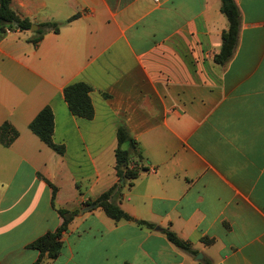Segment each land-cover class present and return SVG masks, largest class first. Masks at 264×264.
I'll use <instances>...</instances> for the list:
<instances>
[{
  "label": "crops",
  "instance_id": "obj_1",
  "mask_svg": "<svg viewBox=\"0 0 264 264\" xmlns=\"http://www.w3.org/2000/svg\"><path fill=\"white\" fill-rule=\"evenodd\" d=\"M235 2L238 44L220 64L222 0L12 1L37 30H60L0 37V128L19 132L0 140V264H36L29 244L62 225L60 208L78 213L42 264H264V0ZM79 81L92 119L65 100ZM47 105L64 154L30 129ZM119 125L143 155L132 186L117 174ZM116 183V202L154 229L93 204Z\"/></svg>",
  "mask_w": 264,
  "mask_h": 264
},
{
  "label": "trees",
  "instance_id": "obj_2",
  "mask_svg": "<svg viewBox=\"0 0 264 264\" xmlns=\"http://www.w3.org/2000/svg\"><path fill=\"white\" fill-rule=\"evenodd\" d=\"M13 0H0V37L6 35L9 28L12 31L31 30L33 23L27 18L20 17L12 7ZM222 12L229 20V28L222 34V46L220 52L215 56V61L223 64L231 59L238 44L241 14L235 0H222ZM77 15L73 16V18ZM15 22H18L15 25ZM52 29L56 32L60 30L58 24L53 22L44 23L41 28L35 31L32 41L37 44L43 38L44 34ZM92 87L83 81L72 83L65 87L64 96L71 112L87 119L95 116V107L91 99L90 92ZM30 129L37 134L48 146L59 154H64L66 147L54 140L55 115L50 105L45 106L30 123ZM19 135L18 130L9 122H5L0 128V140L5 146H9ZM118 146L116 148V169L119 178L125 180L129 186H132L140 172L145 170L142 162V152L139 149L138 142L130 134L125 125H119L117 129ZM53 187V198L56 195L57 187L49 180L45 179ZM124 185L114 184L110 189L99 196L93 204L102 207L108 216L120 221L122 219L136 221L140 226L154 229L156 225L146 220H137L131 214L126 212L119 203L116 202L117 196L123 193ZM63 217V223L56 230L48 231L38 237L29 247L39 251V258L36 264H42L45 258L55 259L61 253L63 248L64 232L68 229L70 222L77 215L78 211H69L67 209H58ZM163 232L167 238L177 247L195 253L190 242L181 238L175 231L167 228Z\"/></svg>",
  "mask_w": 264,
  "mask_h": 264
},
{
  "label": "water",
  "instance_id": "obj_3",
  "mask_svg": "<svg viewBox=\"0 0 264 264\" xmlns=\"http://www.w3.org/2000/svg\"><path fill=\"white\" fill-rule=\"evenodd\" d=\"M18 24V22H15V25H17ZM38 29V26L37 25H33L32 26V28H31V30L32 31H35V30H37ZM124 182V180H122V183ZM93 206H90V207H88L87 208V210H89L90 208H92Z\"/></svg>",
  "mask_w": 264,
  "mask_h": 264
},
{
  "label": "built area",
  "instance_id": "obj_4",
  "mask_svg": "<svg viewBox=\"0 0 264 264\" xmlns=\"http://www.w3.org/2000/svg\"><path fill=\"white\" fill-rule=\"evenodd\" d=\"M10 33H12V30L8 28V29L6 30V34H10ZM150 171H151V172H155V168H151Z\"/></svg>",
  "mask_w": 264,
  "mask_h": 264
}]
</instances>
